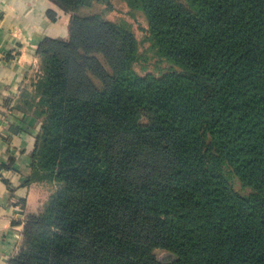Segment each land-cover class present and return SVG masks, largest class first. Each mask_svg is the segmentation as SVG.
I'll return each mask as SVG.
<instances>
[{
	"label": "trees",
	"instance_id": "16d2710c",
	"mask_svg": "<svg viewBox=\"0 0 264 264\" xmlns=\"http://www.w3.org/2000/svg\"><path fill=\"white\" fill-rule=\"evenodd\" d=\"M49 1L69 34L40 41L15 106L40 122L30 181L58 187L7 264H264V0H126L158 75L135 72L127 23L90 12L112 0Z\"/></svg>",
	"mask_w": 264,
	"mask_h": 264
},
{
	"label": "crops",
	"instance_id": "0c3cea01",
	"mask_svg": "<svg viewBox=\"0 0 264 264\" xmlns=\"http://www.w3.org/2000/svg\"><path fill=\"white\" fill-rule=\"evenodd\" d=\"M69 19L49 0H0V264L17 253L41 196V184L30 181L40 122L15 105L37 70L40 41L66 39Z\"/></svg>",
	"mask_w": 264,
	"mask_h": 264
},
{
	"label": "rangeland",
	"instance_id": "374dc122",
	"mask_svg": "<svg viewBox=\"0 0 264 264\" xmlns=\"http://www.w3.org/2000/svg\"><path fill=\"white\" fill-rule=\"evenodd\" d=\"M105 8V4H95L90 9V12L103 11L102 16L104 19L114 22L127 23L138 45V57L136 59L137 61L133 64V68L136 73H138L139 75H143L145 73L158 75L171 68V63L158 56L155 47L152 46V42L149 39L147 19L141 10L130 6L126 0H112L110 10H107ZM27 87L30 88V81H28ZM28 88L26 89L28 90ZM143 156L147 161H149V163L160 164L161 162V157L156 152L145 150ZM39 183L41 184V196L39 200L40 209L42 205L46 201H48L49 197L58 186L53 181L48 180ZM233 185L235 190L241 194H246L248 192V189L242 187V184L238 180H234ZM155 254L156 257L162 261H168L172 259L171 253L164 249L157 248L155 250Z\"/></svg>",
	"mask_w": 264,
	"mask_h": 264
}]
</instances>
